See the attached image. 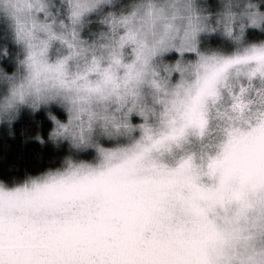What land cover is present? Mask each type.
<instances>
[{
  "label": "clouds",
  "instance_id": "1",
  "mask_svg": "<svg viewBox=\"0 0 264 264\" xmlns=\"http://www.w3.org/2000/svg\"><path fill=\"white\" fill-rule=\"evenodd\" d=\"M250 29L264 0H0V125L66 149L0 177V264H264Z\"/></svg>",
  "mask_w": 264,
  "mask_h": 264
},
{
  "label": "trees",
  "instance_id": "2",
  "mask_svg": "<svg viewBox=\"0 0 264 264\" xmlns=\"http://www.w3.org/2000/svg\"><path fill=\"white\" fill-rule=\"evenodd\" d=\"M215 4V0H209ZM250 36L264 35L255 30H249ZM212 43H219L218 37H211ZM174 55V54H173ZM5 66L10 69L11 64L6 60H0ZM53 110L61 117L63 112L61 109L53 106ZM39 121V124H37ZM50 126V121L44 114L43 109L30 115L27 111H23L18 120L14 122L13 128L15 135L8 136L6 129L0 125V177L10 178L13 175L20 176L24 169L36 171L42 168L45 164L55 162L58 157L66 150L64 145L60 148H54L50 142H45L41 145L35 139H25L21 130L27 135L35 132L39 128L42 135H46L47 129ZM90 153H84L88 155Z\"/></svg>",
  "mask_w": 264,
  "mask_h": 264
},
{
  "label": "rangeland",
  "instance_id": "3",
  "mask_svg": "<svg viewBox=\"0 0 264 264\" xmlns=\"http://www.w3.org/2000/svg\"><path fill=\"white\" fill-rule=\"evenodd\" d=\"M212 37H216V36H212ZM226 43V42H225Z\"/></svg>",
  "mask_w": 264,
  "mask_h": 264
}]
</instances>
